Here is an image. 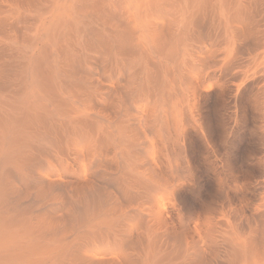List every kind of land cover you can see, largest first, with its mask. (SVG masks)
<instances>
[{
    "label": "bare ground",
    "instance_id": "6f19581e",
    "mask_svg": "<svg viewBox=\"0 0 264 264\" xmlns=\"http://www.w3.org/2000/svg\"><path fill=\"white\" fill-rule=\"evenodd\" d=\"M0 264H264V0H0Z\"/></svg>",
    "mask_w": 264,
    "mask_h": 264
}]
</instances>
